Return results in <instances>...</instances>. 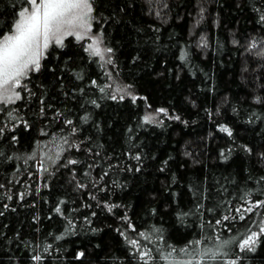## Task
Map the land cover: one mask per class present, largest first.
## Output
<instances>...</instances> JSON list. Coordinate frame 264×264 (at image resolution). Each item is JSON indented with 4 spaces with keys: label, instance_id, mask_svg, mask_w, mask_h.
<instances>
[{
    "label": "trees",
    "instance_id": "trees-1",
    "mask_svg": "<svg viewBox=\"0 0 264 264\" xmlns=\"http://www.w3.org/2000/svg\"><path fill=\"white\" fill-rule=\"evenodd\" d=\"M91 2L112 63L68 37L0 105V264H142L130 239L165 264L258 231L264 208L236 209L264 201V0ZM22 3L0 0V35ZM226 251L264 264V237Z\"/></svg>",
    "mask_w": 264,
    "mask_h": 264
},
{
    "label": "snow or ice",
    "instance_id": "snow-or-ice-1",
    "mask_svg": "<svg viewBox=\"0 0 264 264\" xmlns=\"http://www.w3.org/2000/svg\"><path fill=\"white\" fill-rule=\"evenodd\" d=\"M92 14L91 0H23L21 8L17 12L18 18L14 20L11 30L0 35V105L7 106L20 100L21 94L17 90L27 88L23 81L29 79V73L38 72L41 69V61L46 59L50 47L55 45L63 48L68 37H75L77 42L90 38L91 43L85 48V51L89 52L91 56L104 60V52L111 53L112 49L106 48L102 51L100 47L102 38L90 36L94 19ZM261 20H264V14L261 15ZM251 47L255 48L256 43L253 42ZM181 59H184L183 54ZM107 63H112L110 58ZM105 87L111 86L106 85ZM101 91L104 89L101 88ZM124 91L121 88L116 89L117 93ZM123 98L124 96L120 95V99ZM131 98L135 103L137 97L131 96ZM112 99H116V95H113ZM168 115L166 109H157L156 113H149L144 117V123H153L158 117H167ZM171 118L179 119L178 116ZM160 122L162 123V120ZM67 123L70 124L71 121H67ZM219 130L229 137L232 136V131L226 126L221 125ZM245 150L248 151V149ZM59 155L58 152L57 158ZM221 155L223 156L224 153L222 152ZM136 159L139 160L140 157L137 156ZM68 163L76 164L77 161L69 160ZM245 203L248 202L245 201ZM258 208H264V201L248 203L247 208L243 210L237 208L236 212L252 213ZM56 211L60 212V208L57 207ZM257 215L264 217V213H257ZM244 218V215L239 216L241 220ZM228 219V216L223 217V220ZM223 220H217L216 224L222 225ZM129 227L132 228L130 222ZM256 227H258V231L249 228L247 234H242V237L222 241L214 248L203 246V239H200L190 242L184 248L176 249L169 245L167 251H158H160V258L165 261V264H214L219 258L229 256L230 253L226 249H229L232 244H236L242 253L254 252L261 237H264V218L256 223ZM132 230L135 231L134 228ZM139 236L148 240L149 243L153 242L151 236L145 233H139ZM128 243L133 249H136L142 264H151L153 256L150 249H142L136 239H130ZM239 259V256L235 259H223L221 264H238ZM34 260L40 261L41 256L36 255Z\"/></svg>",
    "mask_w": 264,
    "mask_h": 264
},
{
    "label": "rangeland",
    "instance_id": "rangeland-1",
    "mask_svg": "<svg viewBox=\"0 0 264 264\" xmlns=\"http://www.w3.org/2000/svg\"><path fill=\"white\" fill-rule=\"evenodd\" d=\"M90 36H92V37H101L98 33H95L93 30H92V33L90 34ZM73 38H75V37H73ZM82 41H84L85 42V44H86V47L91 43V39L90 38H85L84 40H82ZM100 47H101V49H102V51L104 50V49H106L104 46H103V43H101V45H100ZM108 55H109V53H107V52H104V60H101V61H105L106 59L108 60ZM106 60V61H107Z\"/></svg>",
    "mask_w": 264,
    "mask_h": 264
}]
</instances>
